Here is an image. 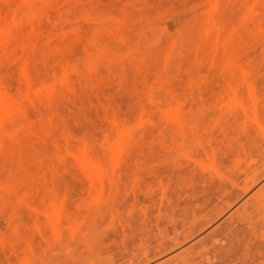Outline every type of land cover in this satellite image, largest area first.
Instances as JSON below:
<instances>
[{
	"label": "rangeland",
	"instance_id": "374dc122",
	"mask_svg": "<svg viewBox=\"0 0 264 264\" xmlns=\"http://www.w3.org/2000/svg\"><path fill=\"white\" fill-rule=\"evenodd\" d=\"M0 114V264H264V0H0Z\"/></svg>",
	"mask_w": 264,
	"mask_h": 264
},
{
	"label": "bare ground",
	"instance_id": "6f19581e",
	"mask_svg": "<svg viewBox=\"0 0 264 264\" xmlns=\"http://www.w3.org/2000/svg\"><path fill=\"white\" fill-rule=\"evenodd\" d=\"M1 115V114H0ZM85 162V161H84ZM89 166H92L91 164H89ZM95 166H97V165H95ZM87 169H89V168H87ZM91 170H92V168H91ZM94 171V170H93ZM93 171L91 172V174H93ZM254 183H255V181L253 182V185H254ZM261 208L264 210V205H262L261 206Z\"/></svg>",
	"mask_w": 264,
	"mask_h": 264
}]
</instances>
